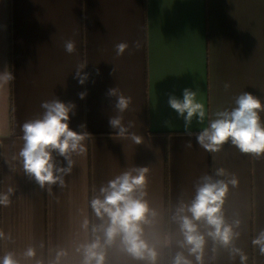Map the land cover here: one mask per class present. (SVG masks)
Masks as SVG:
<instances>
[{"label": "crops", "instance_id": "crops-1", "mask_svg": "<svg viewBox=\"0 0 264 264\" xmlns=\"http://www.w3.org/2000/svg\"><path fill=\"white\" fill-rule=\"evenodd\" d=\"M69 39L76 42L74 54L64 50ZM120 42L129 49L117 56ZM81 63H87L83 85L75 78ZM5 67L15 80L0 86V192H15L9 206H0V230L11 234L10 241H0V257L11 251L22 264H48L57 249H65L64 264H79L75 247L90 238L82 220L100 222L90 199L101 184L136 166L150 169L147 199L160 213L159 264H168L178 250V225L170 222L178 201L192 199L199 177L224 168L239 180L224 206L228 222H242L235 244L247 264H264L251 243L264 229V156L242 154L230 141L217 153L206 152L196 140L202 126L194 119L188 136L167 102L170 93L182 99L184 88L198 92L209 114L234 106L233 97L243 91L264 101V0H0V72ZM115 87L132 98L123 123L134 122L130 131L140 144L109 125L116 97L107 93ZM55 97L76 105L69 127L80 132L85 124L92 138L87 156L75 158L66 186L54 185L49 194L13 157L23 145L20 126ZM189 141L192 148L185 146ZM56 159L67 166L63 157ZM166 233L172 235L170 247L163 246ZM29 247L36 250L32 259L23 257ZM109 264L142 262L110 251ZM204 264L240 261L224 248L214 256L209 241Z\"/></svg>", "mask_w": 264, "mask_h": 264}, {"label": "clouds", "instance_id": "clouds-1", "mask_svg": "<svg viewBox=\"0 0 264 264\" xmlns=\"http://www.w3.org/2000/svg\"><path fill=\"white\" fill-rule=\"evenodd\" d=\"M63 47L68 54L77 51L76 42L71 39L65 40ZM134 47L138 50L140 42H134ZM128 49L129 44L126 42L115 45L117 56H122ZM86 65L81 63L75 68V78L81 85L88 80V74L83 72ZM115 72L114 67L113 74ZM14 80L15 76L7 67L0 72V86L11 84ZM230 87L229 83L224 84L225 91ZM78 95L80 99H85L87 92ZM107 95L116 97V115L109 118L110 127L118 130L119 137L130 139L136 144L142 143L141 137L130 131L134 122L129 121L127 125L123 123V113L130 109L132 98L125 96L118 87L109 89ZM197 95V91L184 88L182 99L170 93L167 102L176 112L177 118L184 121L188 136L193 135L190 129L194 119L202 126L196 135L200 148L214 154L230 141L242 154L264 156V119L261 117L264 101L243 91L233 97L234 106L218 108L209 114L205 105L198 101ZM75 107L74 103H65L56 97L45 100L41 103L42 114L26 120L20 126L23 145L18 156L13 158L19 159L24 173L49 194L54 185L61 189L66 186L65 177L73 172L75 158L87 156L86 142L92 136L86 131V125L79 126L80 132L69 127L70 114H74ZM185 146L192 148L191 141ZM57 156L64 158L66 167L57 161ZM149 173L148 167L133 166L100 185L98 193L89 201L93 215L100 222L94 223L87 216L83 218L81 228L85 233H90V238L75 247V252L81 257L79 264H109L110 251L142 264H159L160 213L151 207L147 199ZM238 184V178L224 168L215 169L214 175L204 174L197 179L192 199L188 202L179 200L170 216V222L178 225L179 238L175 241L178 250L170 255L168 264H204L209 241L214 256L218 248H224L229 251L232 260L239 257L240 264H247L248 256L235 244L241 236L238 229L242 222L235 219L230 223L224 213L230 187L235 188ZM14 192L12 187L0 192V206H9ZM10 240L11 234L0 230V241ZM171 243L172 235L166 233L163 246L170 247ZM251 243L264 256V229L253 237ZM35 256L36 250L33 247L23 253L27 259ZM67 256L65 249H57L48 264H64ZM0 264H22V260L15 253L6 251L0 257ZM36 264L43 262L37 260Z\"/></svg>", "mask_w": 264, "mask_h": 264}]
</instances>
